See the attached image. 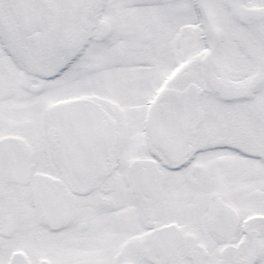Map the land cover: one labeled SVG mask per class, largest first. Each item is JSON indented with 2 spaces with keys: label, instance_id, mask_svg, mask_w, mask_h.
<instances>
[{
  "label": "snow or ice",
  "instance_id": "snow-or-ice-1",
  "mask_svg": "<svg viewBox=\"0 0 264 264\" xmlns=\"http://www.w3.org/2000/svg\"><path fill=\"white\" fill-rule=\"evenodd\" d=\"M0 264H264V0H0Z\"/></svg>",
  "mask_w": 264,
  "mask_h": 264
}]
</instances>
